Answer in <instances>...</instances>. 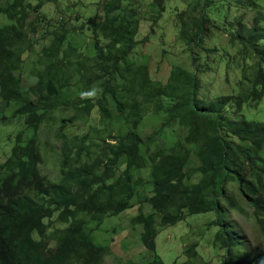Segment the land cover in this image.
<instances>
[{
	"label": "trees",
	"instance_id": "obj_1",
	"mask_svg": "<svg viewBox=\"0 0 264 264\" xmlns=\"http://www.w3.org/2000/svg\"><path fill=\"white\" fill-rule=\"evenodd\" d=\"M134 1L105 2L104 17L88 20L95 41L92 65L88 59L77 64L68 60V52L63 51L67 30L55 36L53 43L41 50L33 69L38 81L27 91L21 77L24 55L32 51L26 45V30L31 13H38L42 4L33 7L24 0H12L0 10L10 23L0 29V126L6 112L13 110V116L24 118L32 132L29 140L12 148L4 163L0 161V264H102L109 246L97 241L96 232L108 217L146 202H153L151 212L131 218L133 226L143 228L141 240L155 255L145 264H165L154 242L158 216H168L166 224L175 226L190 216L210 213L215 215L210 224L217 228L213 246L225 250L221 264H264V250L252 256L239 252L245 250V240L232 232L225 219L228 209L243 211L236 198L240 197L250 206L264 239V122L228 114L232 107L240 111L243 103L264 97L261 21L253 19L244 33L229 24V42L241 46L238 52L243 59L254 55L255 61L243 66L237 93L204 106L194 71L176 67L166 84L155 83L145 65L129 77L120 74L122 64L129 62V55L139 46L138 21H130L124 14L128 10L125 4ZM169 1L154 0V4L164 13ZM211 2L206 0L203 15L193 21V34L186 13L179 15L183 36L191 43L203 42L208 27L205 13ZM116 12L119 15L111 17ZM103 40H110L107 47L101 46ZM192 60L196 65L197 58ZM78 79L79 84L74 85L73 80ZM90 91L96 95L82 97ZM163 99L169 101L164 125L178 122L187 134L183 144L152 151L149 144L154 137L144 142L140 128L150 108H159L158 117ZM109 104L120 111L115 121ZM95 107L107 128L94 129L98 137L58 134L60 179L49 180L39 169L45 145L42 113L55 111L68 117L65 114L71 110L74 118L86 120ZM121 124L128 126L126 133ZM113 125L116 135L110 128ZM193 162L199 165L192 166ZM151 165L158 166V177L153 181V196L147 198L135 178ZM54 219L60 224L55 229L51 227ZM186 254L190 260L183 264H195L197 244Z\"/></svg>",
	"mask_w": 264,
	"mask_h": 264
},
{
	"label": "rangeland",
	"instance_id": "obj_2",
	"mask_svg": "<svg viewBox=\"0 0 264 264\" xmlns=\"http://www.w3.org/2000/svg\"><path fill=\"white\" fill-rule=\"evenodd\" d=\"M110 1L24 0L25 4H31L33 7L41 3L42 8L38 13L32 12L28 20V24L31 25L26 30L28 36L26 45L32 47V51L28 50L24 55L21 71L23 90L27 91L38 81L33 69L41 58V50L49 47L55 36L65 34V30L68 32L63 51L68 52V60L75 64L86 59L89 65L95 63V41L87 28V22L97 16L104 17L103 4ZM11 2L12 0H0V10L6 9ZM205 4L206 0H171L166 4V13L154 4V0H135L132 5L125 4L128 8L124 13L126 18L138 21L136 41L139 42V46L129 55V62L122 64L120 74L129 77L135 73L138 66L145 65L155 83L166 84L176 67L194 71L201 83L199 99L204 106H209L217 98L237 93L243 66L253 64L255 56L242 58V54L238 52L241 46L229 42L231 29L237 26V31L244 33L251 26L253 19L260 20L261 27L264 28V0H212L206 8L208 27L203 42L191 43L183 36L179 15L186 13L185 20L189 24V33L193 34L192 23L203 15ZM118 15L119 12H116L111 17ZM9 24L7 17L0 14V29ZM109 43L110 40H103L101 46L107 47ZM193 57L197 58L196 65L193 64ZM248 72L251 73V70ZM120 80L121 76L116 74V81ZM78 81L79 79L73 80V84H79ZM112 84L116 85L115 82ZM69 98L72 99V95ZM161 102L163 106L160 107L158 117L156 112H159V108H150L140 128L144 142L149 143L148 140L154 137V141L149 144L152 151L158 148L170 149L177 144H183V138L187 134L186 128L178 122L170 126L164 125L166 120L163 116L167 114L166 105L169 101L163 99ZM109 112L113 121L120 113L113 104H109ZM72 113L71 110L68 111L65 114L69 115L68 117L55 111L42 113L44 124L41 134L45 145L42 146V164L39 169L42 175L53 182L60 179L58 171L61 156L58 134L73 137L88 133L98 137L93 130L103 131L107 128L96 107L90 111L86 120L74 118ZM228 114L264 122V97L259 101L250 100L243 103L240 111H235L232 107ZM5 116L0 126L1 163L7 160L18 142L25 143L32 136V132L25 126L24 118L14 117L13 110L7 111ZM120 127L123 133L127 132V125L121 124ZM110 128L114 129L113 135H116L117 127L113 125ZM101 135L103 137L104 133ZM197 165L198 162L192 164ZM157 177V165H151L137 173L135 182L143 197L153 196V181ZM236 198L243 211L228 209L225 219L232 232L245 240V250L239 252L242 254L245 251L252 256L251 254L264 250V239L255 225L250 206L240 197ZM152 203L137 204L135 208L128 209L119 216L108 217L101 230L96 232L97 241L109 246V255L102 264H145L154 258L155 255L141 240L143 228L133 226L131 223L132 216L151 212ZM167 219L168 216H158L154 237L157 255L165 264L188 262L190 259L186 250L194 244H197L199 254L193 259L195 264H221L225 250L218 249L212 243L217 231V228L210 224L215 219L213 213L190 216L175 226L166 224ZM45 222L48 223V220ZM59 226L54 219L51 227L55 229Z\"/></svg>",
	"mask_w": 264,
	"mask_h": 264
},
{
	"label": "clouds",
	"instance_id": "obj_3",
	"mask_svg": "<svg viewBox=\"0 0 264 264\" xmlns=\"http://www.w3.org/2000/svg\"><path fill=\"white\" fill-rule=\"evenodd\" d=\"M81 95H82V97H84V96L93 97V96L96 95V92L95 91H90V92L82 93Z\"/></svg>",
	"mask_w": 264,
	"mask_h": 264
}]
</instances>
